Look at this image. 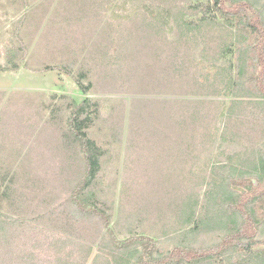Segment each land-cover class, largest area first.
Returning a JSON list of instances; mask_svg holds the SVG:
<instances>
[{
    "label": "trees",
    "instance_id": "obj_1",
    "mask_svg": "<svg viewBox=\"0 0 264 264\" xmlns=\"http://www.w3.org/2000/svg\"><path fill=\"white\" fill-rule=\"evenodd\" d=\"M91 1L87 13L100 19L71 20L83 60L106 72L109 94L134 97L111 105L106 146L88 133L101 115L91 98L73 101L63 125L48 118L61 132L48 143L66 139L71 164L36 197L61 203L37 215H3L0 206V264H264V0H125L117 17L98 9L119 0ZM20 46L0 71L27 68ZM84 63L74 78L88 96ZM57 68L73 76L70 65L42 71ZM115 143L125 146L117 210V182L104 180L107 163L121 158ZM8 175L0 205L3 197L27 203L30 193L19 194ZM246 178L250 194L230 187Z\"/></svg>",
    "mask_w": 264,
    "mask_h": 264
},
{
    "label": "rangeland",
    "instance_id": "obj_2",
    "mask_svg": "<svg viewBox=\"0 0 264 264\" xmlns=\"http://www.w3.org/2000/svg\"><path fill=\"white\" fill-rule=\"evenodd\" d=\"M75 1L31 0L30 7L23 9L20 0H0V65H4V67L8 65L9 57L7 56V49H12L14 53L17 51L18 56H20L22 53L20 43L25 44V46L30 41L33 43L35 36L32 35L31 30L36 28L40 20L42 21L41 30L47 24L51 27L50 22L56 28V30L47 34L51 39H55L51 50L47 52V40H43L40 41L36 49L38 55L34 54L35 46L33 52L31 48V55L27 53L24 64H28L29 62L31 66L39 68L38 70H29L22 65L18 71H9L5 74L0 72V92L2 93L0 95V181L3 180V175L9 173L10 180L11 178L15 180L16 184L13 185L14 188H20L17 190L19 194L30 193V197L26 200L27 203H22L21 205H17L18 199L14 201V198L12 200L11 198L3 197L0 205L3 215H11L21 210L27 212L31 208L36 209L37 215L47 208L58 209L60 206L61 202H57L53 207H50L48 201L49 199H53L49 196L46 199L40 193V198L36 197L38 189L47 188L48 182L56 180L60 169L66 167L65 165L67 164H71V159L69 158L71 152L66 139L63 138L62 140V137H56L55 139H51L50 142H53L51 146L48 143V135L52 136L55 134L59 136L61 134L60 127L55 126L56 130L51 127L53 124L48 119L49 117L53 116L57 120H60V122L63 119V125L70 116V107L73 101L81 103L85 98H91L99 102L100 118L96 120L88 133L101 145L105 143L106 146L107 143L111 142L110 125L112 123L110 119H107L108 114L111 112V105L118 100L125 99V103L130 106L134 97L120 93L115 95L109 94L108 85L105 84L106 80L102 79V76L106 72L102 73L101 70H96L92 59L90 61L83 60L88 52L87 50L77 49L72 56H69L71 50L75 49L73 47L76 46V41L82 35L79 33L78 36L74 33L73 21L79 19L84 21L86 17L90 20L101 18L87 13L91 9V0H79L80 6L76 9L73 5ZM64 3L65 5H63ZM127 3L125 0H119L116 5L109 9L108 13L102 12L100 8L98 11L104 16H122V12L124 11L123 5ZM75 5H77L76 2ZM98 11L94 10L95 15H97ZM23 14H26V20L20 26L18 23ZM19 26V38L21 42L16 41V32ZM77 29L83 30L82 22H77ZM89 38L94 39L95 42L98 36H89ZM91 46L88 49L89 51L92 50ZM28 48L27 46V52H29ZM93 51V56H95L97 50L94 49ZM110 54H115V52H111ZM38 59L42 60V62L39 63ZM35 60L38 63H35ZM82 61L87 66L86 68L83 66V68L90 69L88 78L84 81V84L87 85L92 82L94 84L88 96L82 93L74 78L82 68ZM45 65L60 68L70 65L73 76L68 75L59 68L43 72L42 68L44 69ZM117 69L121 68L111 64L108 71ZM119 85L120 83L115 82L114 87H118ZM31 97L34 98L35 104L27 109L25 104H28V102L26 100H30ZM49 128L53 131L48 132ZM59 144L60 146H58ZM113 147H115V150L112 153L119 152L121 158L115 157L112 162L107 163V165H110L104 174V180L106 183L112 180L117 182V210L120 204L119 194L122 189L123 176H120L116 169L118 170L122 165L125 146L115 143ZM45 149L57 150L58 154H53L48 158ZM59 150L63 152L62 156L64 160H62L63 157L60 155ZM250 180L252 178L244 179V183H241L243 182L241 180L233 182L230 187L241 186L246 192H251ZM33 185H36V187ZM144 224L145 226L147 225V223ZM144 229L143 231L146 233L148 227H144Z\"/></svg>",
    "mask_w": 264,
    "mask_h": 264
},
{
    "label": "crops",
    "instance_id": "obj_3",
    "mask_svg": "<svg viewBox=\"0 0 264 264\" xmlns=\"http://www.w3.org/2000/svg\"><path fill=\"white\" fill-rule=\"evenodd\" d=\"M97 4V3H96ZM63 5H65V3L63 4ZM36 13V12H35ZM51 23V27L49 26V24H47L45 27H44V29L42 28V30L40 29V26H41V24H42V21L40 20V23L38 22L37 23V26H36V28L35 29H33V30H31V33H32V35L33 36H35V39L33 40V43H32V41H30V42H28V55H31V48H32V52L34 51V46H35V51H34V54H36V55H38L37 53H36V49H37V47L39 46V44H40V41H43V40H47V52L49 51V50H51V48H52V44L54 45V42H55V39H51L49 36H47V34H49L50 32H52L53 30H56V28H55V26H53V24H52V22H50ZM45 25V24H44ZM41 30V31H40ZM30 37H32L31 35H30ZM47 37H49V39H47ZM27 44V43H26ZM73 48H75V49H72L71 50V52L69 53V56H72L75 52H76V50L77 49H79V47L77 46V41H76V46L75 47H73ZM6 49V48H5ZM8 50V49H7ZM6 50V51H7ZM46 56V55H45ZM44 56V57H45ZM38 57V56H37ZM38 61H39V63H41L42 62V60H40V59H38ZM38 61L37 60H35L34 62L36 63H38ZM67 63H69V62H67ZM0 66H4V65H0ZM47 66H50V65H45V67H47ZM44 67V68H45ZM27 69H35V70H38L39 68H36V67H33V66H31L30 64H29V62H28V64H27ZM43 69V68H42ZM20 70V69H19ZM0 72H3V74H5V73H8L9 71H0ZM4 93V92H3ZM0 95H2V93L0 92ZM27 102H28V104H25V106H27V109H29V107H32V106H34V98L33 97H31L30 98V100H26Z\"/></svg>",
    "mask_w": 264,
    "mask_h": 264
},
{
    "label": "water",
    "instance_id": "obj_4",
    "mask_svg": "<svg viewBox=\"0 0 264 264\" xmlns=\"http://www.w3.org/2000/svg\"><path fill=\"white\" fill-rule=\"evenodd\" d=\"M253 182H254V184H255L256 186L258 185L257 181L253 180ZM236 189H237L238 191H240V192L246 191V190H245L244 188H242V187H236Z\"/></svg>",
    "mask_w": 264,
    "mask_h": 264
}]
</instances>
